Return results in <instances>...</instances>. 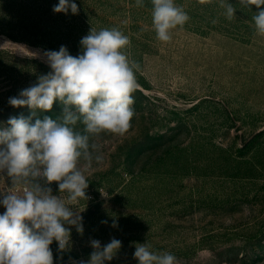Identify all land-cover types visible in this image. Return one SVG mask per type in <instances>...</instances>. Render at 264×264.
I'll use <instances>...</instances> for the list:
<instances>
[{"label":"rangeland","instance_id":"rangeland-1","mask_svg":"<svg viewBox=\"0 0 264 264\" xmlns=\"http://www.w3.org/2000/svg\"><path fill=\"white\" fill-rule=\"evenodd\" d=\"M58 2L0 0V130L12 117L34 124L62 116L59 101L44 111L13 107L9 98L51 71L45 51L63 45L79 55L91 28L128 36L125 52L140 70L128 130L93 138L103 160L85 173L87 199L70 203L50 185L83 224L82 233L65 225L70 247L60 251L53 241V264L87 262L92 240L103 247L113 238L121 248L104 264H138L143 243L178 264H264V35L255 5L175 0L190 19L161 42L151 0H74L78 14L55 13ZM228 3L236 9L231 20ZM74 127L84 132L81 122ZM23 187L15 186L18 194ZM12 188L0 172V199Z\"/></svg>","mask_w":264,"mask_h":264},{"label":"clouds","instance_id":"clouds-1","mask_svg":"<svg viewBox=\"0 0 264 264\" xmlns=\"http://www.w3.org/2000/svg\"><path fill=\"white\" fill-rule=\"evenodd\" d=\"M137 6L143 0H136ZM152 26L157 39L169 42L172 30L183 27L190 19L175 0H151ZM244 6L255 5L253 16L258 34L264 35V0H239ZM226 17L231 20L236 9L231 4ZM78 14L74 0H59L55 13ZM216 21H213L215 23ZM81 53L73 56L65 46L58 51L43 53L51 71L40 75L35 84L9 98L13 107L27 106L32 110L50 111L56 101L64 106L57 119L43 120L20 116L8 120L10 128L0 130V172H7L13 188L3 194L0 205V264H53L50 245L58 243L60 251L70 247V228L83 232L82 217L61 197L52 194L55 182L67 200L87 199L89 186L85 175L93 162L103 160L100 146L93 138L102 133L123 134L134 116L132 93L138 87L135 73L140 65L130 60L125 49L130 39L117 28L92 29L82 37ZM81 122L84 132L75 130ZM22 185L18 194L15 186ZM106 223V221L104 222ZM115 224V222H114ZM94 249L87 262L104 264L111 261L121 248L113 238L101 246L92 240ZM134 258L138 264H178L170 253L157 254L147 244H137Z\"/></svg>","mask_w":264,"mask_h":264},{"label":"trees","instance_id":"trees-1","mask_svg":"<svg viewBox=\"0 0 264 264\" xmlns=\"http://www.w3.org/2000/svg\"><path fill=\"white\" fill-rule=\"evenodd\" d=\"M141 11V10H140ZM131 23H133V25L132 26H137L138 27V25H137V23H138V21H137V19L136 18H133V20H132V22ZM129 27V26H128Z\"/></svg>","mask_w":264,"mask_h":264}]
</instances>
